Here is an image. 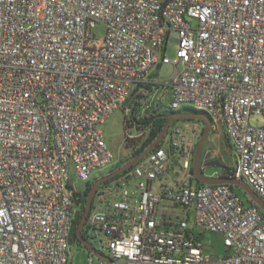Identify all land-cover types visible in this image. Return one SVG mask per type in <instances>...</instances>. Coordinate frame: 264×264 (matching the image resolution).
<instances>
[{"label": "built area", "instance_id": "obj_1", "mask_svg": "<svg viewBox=\"0 0 264 264\" xmlns=\"http://www.w3.org/2000/svg\"><path fill=\"white\" fill-rule=\"evenodd\" d=\"M166 64L170 109L191 104L221 123L236 178L264 199V125L250 123L264 117V0H0V264H75L72 177L89 182L115 162L102 126ZM196 146L174 126L98 190L86 225L99 253L113 264H264V213L229 185L156 187L173 167L188 177ZM201 232L221 234L227 255L207 256ZM88 264L108 263L89 251Z\"/></svg>", "mask_w": 264, "mask_h": 264}, {"label": "rangeland", "instance_id": "obj_2", "mask_svg": "<svg viewBox=\"0 0 264 264\" xmlns=\"http://www.w3.org/2000/svg\"><path fill=\"white\" fill-rule=\"evenodd\" d=\"M96 36L102 37L105 33V27L99 25L94 30ZM178 45L175 42H169L167 45L166 56L170 60H175L177 58ZM175 72V67L173 64H166L160 68H155L152 72V75L148 79L147 83L142 84H153L159 86L156 90L150 95V98L144 103L143 108L148 109H161L170 107V84L172 82V77ZM155 84H154V83ZM138 85V84H137ZM136 85V86H137ZM135 86V87H136ZM161 106V107H160ZM185 109H194V106L191 104H185L181 106V111ZM127 113L125 111L118 110L116 111L111 118L102 126V129L105 134L108 146L114 155L115 162L108 168L98 171L92 175V178L89 182H83L77 179L73 175V183L76 191H87L85 194H89L93 186V183L105 175L112 173L117 170L119 167L130 161L134 156V151L136 149L127 148L125 142V130H124V119ZM250 123L253 126L260 127L264 125V117L261 115H253L250 119ZM203 124V123H202ZM204 127V124H203ZM223 125L221 123L215 124L214 128L212 127L208 144L206 147V157L214 162L216 165L214 168H209L205 172V175L208 177H216L223 173L225 167L234 168L236 166V158L234 151L231 148L227 147L225 142ZM129 133V138H140L142 141L148 136L147 132H135L134 129L127 131ZM135 157V156H134ZM179 179L186 178V172L182 169L178 170ZM237 193L246 197L245 193L241 189H236ZM88 196V195H87ZM84 210L80 211V215H83ZM200 239L205 245V253L207 256H212L213 258H224L227 255V249L225 247V240L221 234L217 233H200ZM95 247L100 250L98 240L94 239ZM71 256L74 258L75 264H88L89 263V251L82 247L79 243H73L70 245Z\"/></svg>", "mask_w": 264, "mask_h": 264}, {"label": "trees", "instance_id": "obj_3", "mask_svg": "<svg viewBox=\"0 0 264 264\" xmlns=\"http://www.w3.org/2000/svg\"><path fill=\"white\" fill-rule=\"evenodd\" d=\"M147 82H151V81H147ZM147 82H145V83H147ZM156 88H159V86H157L156 84L155 85H153V84H142V83L138 84L134 88L130 98L127 100V102L121 108L123 111H125L127 113L126 114L127 116H125V119H124L126 147L127 148L132 147L133 149H136V151H134L135 152L134 156L143 152L145 150V148L159 136V134L162 132L166 122L170 119V117L181 112V111H173L170 109V107L167 109L162 108L163 110L154 109V108H152V109L143 108L144 103L150 98V95L156 90ZM182 112L194 113V114L195 113L196 114H204L201 112H197L193 109H185ZM186 121H190V122L197 121L199 123L201 122L204 124L203 121H199V120H182V121L174 122L172 124L171 128L174 126L180 125L181 122H186ZM128 129H130V130L134 129V131L138 132V133L147 132L148 136L146 139H143L145 141H142V139H140L143 136V134H142V136H140L138 138L130 139L128 136L129 133L127 132ZM224 137H225V142L227 144V147H229V148H231V150H233V147L230 144V141H229V138H228L226 132H224ZM206 147L207 146H205L203 154H202V169H203V171H206L209 168H214V166L216 165L214 162H211L206 157ZM234 155H235V153H234ZM235 158H236V155H235ZM235 167L233 169L229 168V167H225L222 174H229L230 177L236 178ZM124 174L119 175L118 177H116V179L123 176ZM196 185L200 186L203 184L196 182ZM230 187L234 191V193L242 200V202L244 203L245 206H247V207H254L255 206L254 203L249 201L247 196L246 197L240 196L234 187H232V186H230ZM86 191H83V192L82 191H76L74 193V199H75V202L77 204V214H76L75 221L73 223V230H72L70 244L79 243V240L77 239V236H76V229H77V226H78V224L82 218V215H80V211L85 210V207L87 204V195L88 194H85Z\"/></svg>", "mask_w": 264, "mask_h": 264}, {"label": "water", "instance_id": "obj_4", "mask_svg": "<svg viewBox=\"0 0 264 264\" xmlns=\"http://www.w3.org/2000/svg\"><path fill=\"white\" fill-rule=\"evenodd\" d=\"M182 120H199V121H203L205 124L204 131L201 134L200 140L197 144L194 153L192 171L190 173V176L194 177L197 182L203 185L225 184L232 186L235 189H241L248 197L249 201L254 203L264 213V199H262L245 180L238 179L235 177H230L229 174H222L221 176L218 177H208L205 175V172L202 169V154L207 144L211 129L213 127V122L205 114H196V113L194 114V113H187L181 111L170 117V119L166 122L159 136L153 142H151L143 152L133 157L130 161L119 167L114 172L98 179L92 186L90 193L87 196V204L84 213L76 229V236L77 239L81 241L85 246H87L88 250L92 252L100 260L105 261L108 264H113V261L110 258H107L106 256L102 255L92 245H90L82 234L83 229L86 227L88 216L94 198L98 192V189L100 188L101 185L107 184L108 182L116 179V177H118L119 175L126 173L128 170L132 169L136 164H138L140 161L146 158L165 139L172 124L176 121H182Z\"/></svg>", "mask_w": 264, "mask_h": 264}, {"label": "crops", "instance_id": "obj_5", "mask_svg": "<svg viewBox=\"0 0 264 264\" xmlns=\"http://www.w3.org/2000/svg\"><path fill=\"white\" fill-rule=\"evenodd\" d=\"M169 91H170V98H171V90H170V88H169ZM213 122V121H212ZM199 124L200 125V127H201V131L200 132H198V133H195L194 131H193V129H192V125H194V124ZM180 124H183V125H185V126H187V132H188V134L190 135V136H194L195 138H196V145L198 144V142H199V140H200V137H201V134H202V132L204 131V128H205V124H204V127H203V124L200 122H197V121H192V122H190V121H186V122H181ZM214 126H215V123H213V128H214ZM224 129V128H223ZM211 133V132H210ZM209 137H210V134H209ZM208 140H209V138H208ZM208 142V141H207ZM208 144V143H207ZM207 146V145H206ZM197 147V146H196ZM178 168H175V167H173V169L171 170V171H169V173L167 174V175H165V177L163 178V179H161L160 180V182L159 183H157L156 184V187H158V189H159V187H160V185L163 183V184H168V183H170V182H173V181H181V182H188V183H190V184H192V185H194L193 184V182H192V180H193V178L194 177H191L190 176V173H189V175H188V177H186L185 179H179V172H178ZM222 175V174H221ZM221 175H218V176H221ZM218 176H216V177H218Z\"/></svg>", "mask_w": 264, "mask_h": 264}, {"label": "flooded vegetation", "instance_id": "obj_6", "mask_svg": "<svg viewBox=\"0 0 264 264\" xmlns=\"http://www.w3.org/2000/svg\"><path fill=\"white\" fill-rule=\"evenodd\" d=\"M113 172H114V171H113ZM105 176H106V175H105ZM103 177H104V176H103ZM100 178H102V177H100ZM100 178H98V179H100ZM98 179H97V180H98ZM97 180H96V181H97ZM96 181H95V182H96ZM192 182H193L194 185H196V182H197V181H196L195 178H193ZM93 185H94V183H93ZM104 185H105V184L101 185L99 189H101ZM99 189H98V190H99ZM82 234H83V237L86 239V241H87L90 245H92L94 248H96L95 245H94L95 232H94L93 230H89L88 227H87V225H86V227L83 229ZM79 244H80L82 247H84V248H86V249L88 250L87 246H85L81 241H79ZM88 251H89V250H88Z\"/></svg>", "mask_w": 264, "mask_h": 264}]
</instances>
